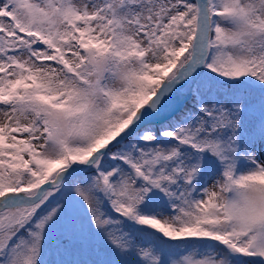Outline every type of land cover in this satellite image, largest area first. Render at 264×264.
Returning a JSON list of instances; mask_svg holds the SVG:
<instances>
[{"label":"snow or ice","instance_id":"1","mask_svg":"<svg viewBox=\"0 0 264 264\" xmlns=\"http://www.w3.org/2000/svg\"><path fill=\"white\" fill-rule=\"evenodd\" d=\"M0 264H264V0H0Z\"/></svg>","mask_w":264,"mask_h":264},{"label":"trees","instance_id":"2","mask_svg":"<svg viewBox=\"0 0 264 264\" xmlns=\"http://www.w3.org/2000/svg\"><path fill=\"white\" fill-rule=\"evenodd\" d=\"M74 254H75L74 260H94L97 258L94 249L91 245L86 247L83 251L80 250L75 251ZM68 255L69 257L71 256V254Z\"/></svg>","mask_w":264,"mask_h":264},{"label":"rangeland","instance_id":"3","mask_svg":"<svg viewBox=\"0 0 264 264\" xmlns=\"http://www.w3.org/2000/svg\"><path fill=\"white\" fill-rule=\"evenodd\" d=\"M74 256H75L74 253L71 254L70 257H69V255L67 254V255H65L63 258L66 259V260H69V261H73V260H74ZM57 258H60V257H57Z\"/></svg>","mask_w":264,"mask_h":264}]
</instances>
